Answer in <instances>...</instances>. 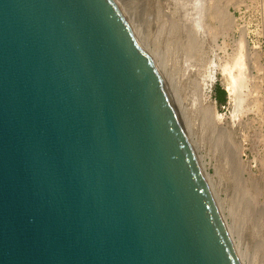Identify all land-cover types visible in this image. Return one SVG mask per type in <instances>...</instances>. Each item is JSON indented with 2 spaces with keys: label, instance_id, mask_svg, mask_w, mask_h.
<instances>
[{
  "label": "water",
  "instance_id": "95a60500",
  "mask_svg": "<svg viewBox=\"0 0 264 264\" xmlns=\"http://www.w3.org/2000/svg\"><path fill=\"white\" fill-rule=\"evenodd\" d=\"M114 0H0V264H242Z\"/></svg>",
  "mask_w": 264,
  "mask_h": 264
},
{
  "label": "bare ground",
  "instance_id": "6f19581e",
  "mask_svg": "<svg viewBox=\"0 0 264 264\" xmlns=\"http://www.w3.org/2000/svg\"><path fill=\"white\" fill-rule=\"evenodd\" d=\"M114 1L125 15V9L121 8L119 0ZM174 1L173 8L166 6L162 9L151 8L152 10L143 11L141 17L138 13L140 17L138 19L134 1L129 0L126 1L129 5H126L130 10L127 6L126 8L130 12L125 17L145 51L151 56L142 42L140 28L133 30L130 18L138 19L136 20L140 23L143 34L150 39L153 48L157 51L156 58L151 57L169 92L183 128V122L191 128L199 121L200 130H209L214 148L221 150L225 157L226 162H222L234 167L231 170L235 169L238 172L239 183L242 185L243 174L245 172L250 174L251 167L248 168V165L247 168L244 167L242 160L245 139L241 136L240 141H235L234 133L243 124L247 131L254 124H257L258 131L261 132L263 129L264 67L258 63L256 54L248 51L246 32L236 26L227 8L219 7L220 0ZM217 29L221 31L220 34L214 33V30L218 31ZM228 31L233 35L238 34L235 41L236 49H233L229 62L226 58L232 36ZM218 39H221V43H218ZM220 53L222 56L219 57ZM218 74L222 75L232 107L229 121H225L224 116L216 109V101L211 99ZM202 135L204 138V132ZM197 159L207 183L210 184V176L204 169L201 157L197 156ZM250 193L242 186L236 191L235 199H231L232 204L229 208L232 223L225 224L229 234L230 228L237 232L236 239L233 238L232 242L241 263L243 255L247 258V264H264V203L256 201L255 196ZM214 197L219 206L220 199L216 194ZM223 219L225 220L224 216ZM246 223L251 228L247 227L252 234V248L242 243V229ZM241 246L243 249L240 248Z\"/></svg>",
  "mask_w": 264,
  "mask_h": 264
},
{
  "label": "rangeland",
  "instance_id": "374dc122",
  "mask_svg": "<svg viewBox=\"0 0 264 264\" xmlns=\"http://www.w3.org/2000/svg\"><path fill=\"white\" fill-rule=\"evenodd\" d=\"M126 1L129 0H121V1L119 0V3L122 9L127 10V11L124 10V12L127 13V14L125 13V15L127 16L128 13L130 12L129 11L130 9L126 5L128 4ZM133 1L135 4V11L138 19L143 15V11L152 10L151 8L154 9L155 7L157 9L158 7H161L162 9V7L165 6L168 8H173L175 2L174 0H154V1L144 0L143 2H140L138 0H137L138 2L135 0ZM218 4L219 7L227 8L230 15L235 20L236 26L239 29L246 32L247 40H248V48H249L248 51L251 54L255 53L257 56L258 63H260V65L264 67V0H223V1L220 0ZM126 6L129 10L126 8ZM138 13H140V17L138 16ZM136 19L130 18V23L133 26V30L134 28H140V34H142V42L146 47L147 51L151 54V56L154 59L156 58L157 51L153 48L150 39H148L143 34L142 29L140 27V23L137 21L138 19L137 20ZM218 31L214 30V33L220 34L221 31L220 30ZM136 34L138 36V32ZM236 34L237 33H234L233 35L230 32L232 38L231 40H229V48L227 51L228 54L226 60L228 62H229V58L232 55L233 49H236L235 41L237 40L236 38L238 36V34L237 35ZM138 37L140 38V36ZM218 40H219L218 43H221V39ZM218 56L220 57L222 56V54L220 53L218 54ZM217 86H220V88L223 89L225 92V95L222 96L223 100H225L224 103H220L216 100V96H219V93L216 90ZM211 99L216 101V109L219 113H221L224 116L225 121H229V116L232 107L231 104L229 103L230 101L228 97L227 88H225L221 74L217 75V81L213 86ZM198 122L199 121L195 122L194 125L195 127L193 126L194 128L192 126L191 128H189V126L186 125L187 123L185 124V122H183L184 129L191 143H193L192 145L194 147L197 156L201 157V160L203 161L204 164V169L210 176L209 186L213 192V195L216 194L217 197L220 199L219 209H221L223 216L225 217L226 223L231 224L232 218L231 216H229L230 215L229 208L231 207L232 204L231 199L232 200L235 199L236 191L240 190L241 186L244 187V189L247 190L249 193L251 191L253 196H255L256 201H258L259 203L261 202L264 203V141H263L264 120L262 123L263 129L261 132L257 130L258 129V127H256L257 124H254L249 131L246 130V126L243 124L244 126L242 125V127H240V129H237L234 133V138L235 141L237 142L240 141L241 136L244 137L243 139H245V141L243 142L244 146L242 150V160L244 167H246V165H248L247 166L248 168L251 167L250 174L248 172H245L243 174L244 181L242 182V185H240L239 183L238 172L235 171V169L231 170L234 167L232 165L222 162L224 161L225 157L222 154L221 150L219 149L216 150L214 148L215 145L213 142V138L210 134V131L200 130L201 127ZM203 132L205 135L204 138L202 137ZM248 136L249 138H247ZM224 162H226V160ZM245 182L249 185H247ZM221 202L223 203L221 204ZM221 205L223 207H221ZM245 226L246 228H244ZM245 226L242 229V234H243L242 243L244 244V246L247 245L249 248H252L253 245L252 243L253 239H251L252 234H251V230H248L251 228L249 227L250 225L248 226V223H246ZM247 227L249 228L247 229ZM230 236L231 239L233 238L236 239L235 237L237 236V232L235 230H232V228H230ZM240 248L243 249V246H241ZM248 252H250V249L248 250ZM242 261L243 264H247L246 256L242 255Z\"/></svg>",
  "mask_w": 264,
  "mask_h": 264
},
{
  "label": "trees",
  "instance_id": "16d2710c",
  "mask_svg": "<svg viewBox=\"0 0 264 264\" xmlns=\"http://www.w3.org/2000/svg\"><path fill=\"white\" fill-rule=\"evenodd\" d=\"M216 90L218 91L219 93V96H216V100L220 103H224L225 100H223L222 96L225 95V92L223 89L220 88V86H217L216 87ZM221 96V97H220Z\"/></svg>",
  "mask_w": 264,
  "mask_h": 264
}]
</instances>
